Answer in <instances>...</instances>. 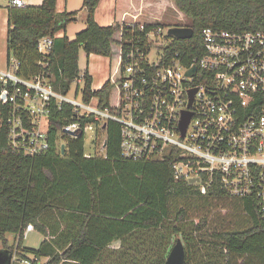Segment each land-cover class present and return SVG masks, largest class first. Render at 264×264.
I'll use <instances>...</instances> for the list:
<instances>
[{
	"label": "trees",
	"instance_id": "trees-1",
	"mask_svg": "<svg viewBox=\"0 0 264 264\" xmlns=\"http://www.w3.org/2000/svg\"><path fill=\"white\" fill-rule=\"evenodd\" d=\"M99 2L83 0L85 28L73 40L56 37L76 17L75 12H56V0L9 7L6 62L17 61V74L23 78L43 72L47 83L63 95L82 74L83 102L97 98L101 109L114 113L130 33L124 25L138 14L139 0H116L114 21L107 27L94 20ZM171 3L187 19L184 26L193 30L191 40H172V50L200 48L203 28L264 31V0ZM44 37L52 39V47L43 57L36 47ZM81 51L86 58L116 55L117 68L99 90H92L87 69L78 68ZM69 122L84 126L92 118H76L68 105L53 108L48 117L49 149L33 158L11 151L7 127L0 123V249L12 253L14 245L8 244L7 236H13L17 250L48 258L47 264H164L181 236L184 264H194L196 248L201 255L197 264H264V219L252 200L226 197L216 184L201 194L196 186L176 181L171 155L147 161L122 158L119 125L112 121L95 134L94 142L99 135L102 139L101 154L86 156L83 134L70 138L59 133ZM220 210L225 215L214 219ZM30 224L44 236L35 250L22 246ZM115 242L118 248H111Z\"/></svg>",
	"mask_w": 264,
	"mask_h": 264
},
{
	"label": "built area",
	"instance_id": "built-area-1",
	"mask_svg": "<svg viewBox=\"0 0 264 264\" xmlns=\"http://www.w3.org/2000/svg\"><path fill=\"white\" fill-rule=\"evenodd\" d=\"M7 1L9 7L26 6L24 0ZM137 17L124 25L130 33L121 58L123 82L114 113L101 109L97 98L90 99L95 108L88 105L90 101L66 99L47 83L43 72L19 76L14 59L0 70V123L7 127L9 148L29 158L45 154L49 114L68 105L76 118L91 117L92 122L84 126L69 122L60 135L78 138L88 129L95 135L106 122H115L122 158L147 161L171 155L176 181L196 186L201 194L216 184L226 197L252 200L264 219V31L203 28L200 48L172 50L174 38L167 34L168 28L148 27L152 23L139 22ZM163 38V44L155 46ZM51 47L52 39L44 37L36 49L44 57ZM80 81L82 74L73 83ZM183 113H189L190 119L182 138ZM33 231L27 225L23 236ZM47 261L15 247L10 264Z\"/></svg>",
	"mask_w": 264,
	"mask_h": 264
},
{
	"label": "rangeland",
	"instance_id": "rangeland-1",
	"mask_svg": "<svg viewBox=\"0 0 264 264\" xmlns=\"http://www.w3.org/2000/svg\"><path fill=\"white\" fill-rule=\"evenodd\" d=\"M138 21L139 22H146L152 24H159L162 28L167 29L170 26H184L187 25V19L180 16L175 8L173 7L171 0H139V10H138ZM85 11L79 10L76 13L75 21L69 23L65 28L67 29V38H72L75 33L82 31L85 28ZM134 19V18H133ZM129 21V20H128ZM127 21V22H128ZM73 38V39H74ZM72 39V40H73ZM164 42L163 39H158L155 42V46L162 45ZM154 50H152L153 53ZM115 55V54H114ZM112 56L111 58H104L101 56L90 55L86 58L85 54L81 51L79 53L78 58V68L80 71L87 69L89 76L91 77L92 90H99L101 86L107 81L109 78L110 72L113 73L114 69L117 68L116 66V55ZM151 59H154L151 57ZM119 75L114 76V78H118ZM78 87V89H77ZM83 83H73L70 86V90L64 95V97L68 100L75 101L77 103H82V91ZM115 94L111 95V103L114 100ZM88 105L90 107L95 108L96 104L94 100H91ZM94 131L87 130L84 135V153L86 155H99L101 154V137L99 135L94 142ZM214 215V219L218 218L221 219L225 212L220 210L216 212ZM230 218V217H229ZM228 218V219H229ZM24 235V234H23ZM182 240V237L179 236ZM8 244L14 245V248L17 245V237L7 236ZM44 239L42 233L34 230L33 233H28L26 236H23L22 246L27 249H37L40 242ZM175 243V242H174ZM183 246L185 247V243L182 240ZM21 246V247H22ZM119 243L115 242L111 245V248H118ZM192 250V248H191ZM196 253H193L194 257V264H197L201 259V255L197 248L194 250ZM193 251V252H194Z\"/></svg>",
	"mask_w": 264,
	"mask_h": 264
},
{
	"label": "crops",
	"instance_id": "crops-1",
	"mask_svg": "<svg viewBox=\"0 0 264 264\" xmlns=\"http://www.w3.org/2000/svg\"><path fill=\"white\" fill-rule=\"evenodd\" d=\"M24 1H25L26 6H38L42 2V0H24ZM115 3H116V0H100L95 10V13H94V20L97 25L101 27H107L113 23L114 16H115ZM82 4H83V0H56L55 8H56V12L58 13H64V12L65 13H72V12L77 13L79 10H83ZM8 9H9L8 1L0 0V70H5L7 67L6 45H7ZM138 17H137V20H138ZM132 21L133 19L129 22H132ZM76 34L77 32L75 33V35ZM63 35L67 37L66 28L56 33V37H62ZM73 38H74V35L72 36V38H68V39L72 40ZM33 232H29V233H33Z\"/></svg>",
	"mask_w": 264,
	"mask_h": 264
},
{
	"label": "water",
	"instance_id": "water-1",
	"mask_svg": "<svg viewBox=\"0 0 264 264\" xmlns=\"http://www.w3.org/2000/svg\"><path fill=\"white\" fill-rule=\"evenodd\" d=\"M167 34L176 40H189L193 37V30L188 27L172 26L168 28ZM190 73H192V71H190ZM191 97H192V93H191ZM189 119H190V114L183 113L179 125V130L182 138L184 137V133L186 130V126L189 122ZM61 150L63 152L64 145H61ZM194 181L195 180H190L189 182L194 183ZM11 257H12V253L9 250L0 249V264H10ZM184 260H185L184 246L182 240L180 238H177L166 257L164 264H184Z\"/></svg>",
	"mask_w": 264,
	"mask_h": 264
}]
</instances>
